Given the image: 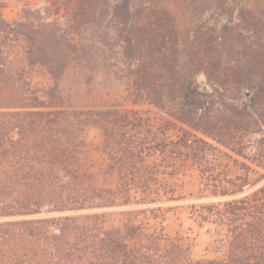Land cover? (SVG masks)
I'll use <instances>...</instances> for the list:
<instances>
[{
	"label": "trees",
	"instance_id": "1",
	"mask_svg": "<svg viewBox=\"0 0 264 264\" xmlns=\"http://www.w3.org/2000/svg\"><path fill=\"white\" fill-rule=\"evenodd\" d=\"M43 1L24 4L13 22L0 2V264H264V182L251 180L258 170L246 164L232 178L201 169L202 191L219 201L202 205L200 219L226 228L221 255L194 258L188 238L150 223L160 210L130 209L167 191L160 171L178 156L173 145L197 162L210 145L173 139L171 120L155 123L139 106H156L238 155L239 131H263L264 21L248 23L250 45L222 36L183 43L166 8ZM97 74L106 90L94 92ZM78 84L87 85L84 97L116 103L80 107ZM90 126L103 131L100 147L85 138ZM252 161L264 168V150ZM125 208L124 221L105 225L107 210Z\"/></svg>",
	"mask_w": 264,
	"mask_h": 264
},
{
	"label": "rangeland",
	"instance_id": "2",
	"mask_svg": "<svg viewBox=\"0 0 264 264\" xmlns=\"http://www.w3.org/2000/svg\"><path fill=\"white\" fill-rule=\"evenodd\" d=\"M0 2L4 4L1 8L3 17L9 22L20 17L24 4H28L33 9L44 8L47 5L43 0H23V2L0 0ZM135 3L166 8L174 17L178 37L183 43L222 36L234 37L240 44L243 42L250 45L256 41V34L248 23L255 19L264 21V0H135ZM36 23L38 21H32V24ZM236 50L239 48L236 47ZM73 80L75 79L71 72L63 85L69 86ZM198 81L202 86H209L204 74L198 75ZM92 86L94 92L106 90L105 76L97 74ZM86 88L85 84H78L76 87V93H78L76 100L80 107L96 105L100 109L116 103V99L104 94H98L94 98L84 97ZM234 99L238 108H243L246 103L245 94L237 92ZM118 100L122 103V107H132L130 102L121 98ZM138 108L148 110V114L155 123L171 120L174 123L172 126L175 127L170 129L169 135L173 139H178L181 135H185L188 140H195L198 137L210 145L207 146L206 157L199 162L188 157L190 150L181 143L173 145L171 153L177 151L179 154L170 163L161 167L160 171V180L167 191L147 205L133 204L130 209H157V212L160 210L159 217L151 218L150 223L162 226L168 235L180 234L188 238L194 258L221 255L224 251L226 228L220 224L203 223L200 219L202 205L219 201L217 197L202 191L201 169L211 166L219 175L224 173L232 178L238 174H244L245 169L241 164H246L258 170L257 173L250 171L249 176L251 180L261 179V184L264 182V177L260 174H264V168L253 163L252 158L264 150V142L261 140L264 138V129L262 131L258 126H254L253 131L246 133L239 131L238 135L244 142V155H238L216 140L190 129L156 106L145 104ZM85 138L93 148L100 147L103 142V131L98 126H90ZM169 156L170 152L166 157L169 158ZM127 210L128 208L107 210L105 225L109 227L120 224L127 217ZM143 217L144 215L141 214L139 218Z\"/></svg>",
	"mask_w": 264,
	"mask_h": 264
}]
</instances>
